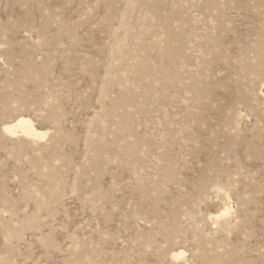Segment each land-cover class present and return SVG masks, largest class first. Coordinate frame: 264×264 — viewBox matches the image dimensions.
<instances>
[{
	"label": "rangeland",
	"instance_id": "1",
	"mask_svg": "<svg viewBox=\"0 0 264 264\" xmlns=\"http://www.w3.org/2000/svg\"><path fill=\"white\" fill-rule=\"evenodd\" d=\"M0 264H264V0H0Z\"/></svg>",
	"mask_w": 264,
	"mask_h": 264
},
{
	"label": "bare ground",
	"instance_id": "2",
	"mask_svg": "<svg viewBox=\"0 0 264 264\" xmlns=\"http://www.w3.org/2000/svg\"><path fill=\"white\" fill-rule=\"evenodd\" d=\"M5 131L11 137L18 136L19 133L30 138H43L44 133L40 132L35 128L32 120L26 117L18 118L14 123L9 124L5 127ZM224 214H229L228 210H225ZM180 254V253H179ZM180 256V255H179Z\"/></svg>",
	"mask_w": 264,
	"mask_h": 264
}]
</instances>
